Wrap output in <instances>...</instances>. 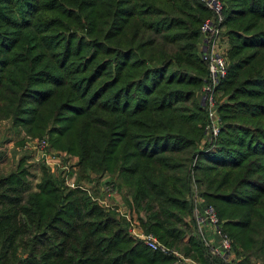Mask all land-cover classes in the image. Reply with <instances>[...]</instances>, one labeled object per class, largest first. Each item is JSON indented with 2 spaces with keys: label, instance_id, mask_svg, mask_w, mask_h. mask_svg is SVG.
<instances>
[{
  "label": "trees",
  "instance_id": "trees-1",
  "mask_svg": "<svg viewBox=\"0 0 264 264\" xmlns=\"http://www.w3.org/2000/svg\"><path fill=\"white\" fill-rule=\"evenodd\" d=\"M219 1L227 69L207 144L201 0H0V122L21 147L46 139L77 159L69 174L43 162L35 186L29 156L0 170V264H224L199 234L197 198L233 264H264V0ZM71 174L94 191L69 188ZM99 188L179 256L133 238Z\"/></svg>",
  "mask_w": 264,
  "mask_h": 264
},
{
  "label": "built area",
  "instance_id": "built-area-1",
  "mask_svg": "<svg viewBox=\"0 0 264 264\" xmlns=\"http://www.w3.org/2000/svg\"><path fill=\"white\" fill-rule=\"evenodd\" d=\"M202 3L213 13V17L204 21L200 28L201 32V42L199 44V55L207 66V78L199 92L200 103H203L205 108L207 122L204 128V138L207 144H212L215 138L218 136L221 121L217 112L219 106L217 87L220 81L225 77L227 63H226V39L223 35V28L221 23L223 21V6L219 0H201ZM33 143V144H32ZM31 145L33 151L39 154V158L44 161L53 171H65L70 172L69 165L65 164V158L63 154L52 153L49 150V144L47 141H41L40 143L32 142ZM28 146V147H29ZM67 186L71 189L80 187L81 189L89 192L90 189L83 186L77 185V178L74 174L71 178L66 181ZM108 201L98 200L106 208L116 211L121 217L127 219L131 223L129 229L130 235L140 240L145 247L150 250L160 252L162 254H170L174 256H179L176 252L168 249L166 246L162 245L155 236L152 234H145L140 231L139 224L137 221L131 219L130 211L121 205H117L114 200V194L108 192ZM200 204L202 207L197 208ZM194 216L199 234H202L203 227L210 226L213 229L214 234L219 239V245L217 247L211 248L212 254H217L224 258V262L230 263L232 256V249L230 240L226 235H224L220 229V224L216 217V213L212 206H204L200 198L196 199V207L194 208ZM135 218V217H134ZM208 245V244H207ZM210 247V246H209ZM184 262H189L184 260Z\"/></svg>",
  "mask_w": 264,
  "mask_h": 264
},
{
  "label": "rangeland",
  "instance_id": "rangeland-1",
  "mask_svg": "<svg viewBox=\"0 0 264 264\" xmlns=\"http://www.w3.org/2000/svg\"><path fill=\"white\" fill-rule=\"evenodd\" d=\"M24 137H25V134L18 133V131L12 128L9 122H6V121L0 122V170H2L3 172H10L11 170H14L16 168L22 156L24 155L29 156V158L27 159V166H28V170L31 175L30 180L33 182L35 186L39 182V179L42 176V165H44L45 162L39 158V154H36L33 151L31 145L33 144L32 142L40 143L41 141H44V140L47 141V140L46 139H32L30 137H27L25 139L24 146L21 147L19 146V143ZM29 144L31 145L29 146ZM49 150L52 153H60L59 151H56L55 149L49 148ZM62 154L64 156L63 158H66L68 156L66 153H62ZM75 162L77 161L75 160V158H73V159H70V161L65 163L66 165H69V167L73 168L71 173H74L73 170L76 171V167H74L76 166ZM69 173L70 172H68V174ZM71 175L73 176L74 174H71ZM76 178L78 179V174ZM81 186L90 189V192L94 191L93 184H82ZM99 191L100 193H98V196L96 198H99L101 200L107 199L108 201V198H107L108 195L104 194L100 188H99ZM108 202L112 203L113 201L109 200Z\"/></svg>",
  "mask_w": 264,
  "mask_h": 264
},
{
  "label": "crops",
  "instance_id": "crops-1",
  "mask_svg": "<svg viewBox=\"0 0 264 264\" xmlns=\"http://www.w3.org/2000/svg\"><path fill=\"white\" fill-rule=\"evenodd\" d=\"M73 159V158H72ZM75 160L77 161V159L75 158ZM72 161V160H71ZM77 163V162H75ZM114 200H115V203L117 205H121L124 207V204H123V200L121 198V196H119L118 194H115L114 196ZM202 207V205L198 204L197 205V208L200 209ZM205 243V245L207 247H209L210 249L212 247H217L219 245V239L217 238V236L214 234L213 232V229L210 227V226H205L203 227V230H202V234L200 235ZM208 244V245H207ZM234 262V257H232L230 259V263H226L224 262V264H233Z\"/></svg>",
  "mask_w": 264,
  "mask_h": 264
},
{
  "label": "water",
  "instance_id": "water-1",
  "mask_svg": "<svg viewBox=\"0 0 264 264\" xmlns=\"http://www.w3.org/2000/svg\"><path fill=\"white\" fill-rule=\"evenodd\" d=\"M200 104H201V106H203V103L202 102Z\"/></svg>",
  "mask_w": 264,
  "mask_h": 264
}]
</instances>
